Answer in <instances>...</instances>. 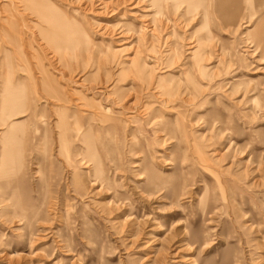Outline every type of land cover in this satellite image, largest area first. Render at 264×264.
<instances>
[{"label": "rangeland", "instance_id": "374dc122", "mask_svg": "<svg viewBox=\"0 0 264 264\" xmlns=\"http://www.w3.org/2000/svg\"><path fill=\"white\" fill-rule=\"evenodd\" d=\"M19 1L0 264H264V0Z\"/></svg>", "mask_w": 264, "mask_h": 264}, {"label": "bare ground", "instance_id": "6f19581e", "mask_svg": "<svg viewBox=\"0 0 264 264\" xmlns=\"http://www.w3.org/2000/svg\"><path fill=\"white\" fill-rule=\"evenodd\" d=\"M21 2H22V4L24 3V5L23 6H25V8H27V9H29V10H31V12L32 13H35V14H43L44 13V15L46 16L47 14H49L50 13V10H48V9H51L50 7V3H49V1L48 0H20ZM19 1V2H20ZM61 2H64V3H66V4H70V3H74V1L73 0H60ZM77 1V0H76ZM92 1V0H91ZM116 1H120V3L122 4V3H126V2H130V0H116ZM17 2V1H16ZM138 2V1H137ZM136 2V3H137ZM14 3V2H13ZM87 3V2H86ZM102 4L104 3V2H101ZM117 3V2H116ZM120 3H118V4H120ZM100 4V3H99ZM101 4V5H102ZM106 4V3H105ZM109 4H111V3H109ZM17 5V4H16ZM19 6V5H18ZM81 6H82V4H81ZM104 6H106V5H104ZM118 6V5H117ZM116 6V7H117ZM78 7H79V5H78ZM83 7V6H82ZM85 9H88L89 11L92 9V2L90 3V4H85ZM83 7V8H84ZM108 7H110V5H108ZM132 7H135V6H132ZM150 6H147V7H145V9H147V11H150L149 9H151V8H149ZM24 8V9H25ZM82 8V9H83ZM4 9V8H3ZM103 9H105V8H103ZM107 9V8H106ZM20 10V9H19ZM93 10H94V7H93ZM6 11H8L7 9H5L4 10V12H6ZM11 11V10H10ZM104 11V10H103ZM102 11V12H103ZM111 11V10H110ZM146 11V10H145ZM9 12V11H8ZM23 12V11H22ZM21 12V13H22ZM106 12H107V10H106ZM114 12V11H113ZM30 13V12H29ZM28 12H27V14H29ZM104 13H105V11H104ZM115 13V12H114ZM133 13V12H132ZM131 13V14H132ZM12 14V13H11ZM14 14V13H13ZM97 14V13H96ZM4 15H5V13H4ZM6 15H7V13H6ZM11 17V16H10ZM9 16H8V18H10ZM13 17V16H12ZM28 17V16H27ZM122 17H124V16H122ZM143 17V16H142ZM11 19V18H10ZM146 21H149V19H147ZM163 21V20H162ZM160 23V22H159ZM146 25H147V23H146ZM161 25V24H160ZM167 26H168V24H167ZM149 27H151L150 26V24H149ZM119 28H122V26H119L118 27V29ZM117 29V28H116ZM119 32H122V30L121 31H119ZM118 32V33H119ZM152 32V31H151ZM154 33V32H153ZM35 86V85H34ZM33 86V87H34ZM35 88V87H34ZM12 90H13V92L15 93V95H17L19 98H20V102H21V105H22V103H23V100H22V98H23V93H22V89L21 88H19V87H15V88H12ZM3 91V90H2ZM36 93V95H38V92L36 91L35 92ZM18 102V101H17ZM20 102H19V104H20ZM14 105L16 104V102L15 103H13ZM24 112V109H22V110H20L18 113L20 114V113H23ZM3 124V123H2ZM1 124V125H2Z\"/></svg>", "mask_w": 264, "mask_h": 264}, {"label": "crops", "instance_id": "0c3cea01", "mask_svg": "<svg viewBox=\"0 0 264 264\" xmlns=\"http://www.w3.org/2000/svg\"><path fill=\"white\" fill-rule=\"evenodd\" d=\"M240 1L242 0H236L238 5L240 4ZM245 2H247V4L249 5V8L252 11L256 12L261 7L263 0H245Z\"/></svg>", "mask_w": 264, "mask_h": 264}]
</instances>
